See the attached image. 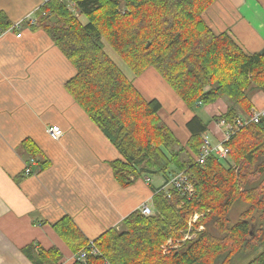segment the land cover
<instances>
[{
    "label": "trees",
    "instance_id": "16d2710c",
    "mask_svg": "<svg viewBox=\"0 0 264 264\" xmlns=\"http://www.w3.org/2000/svg\"><path fill=\"white\" fill-rule=\"evenodd\" d=\"M215 2L48 0L36 12L31 28L47 34L76 70L65 83L68 93L121 155L112 162L115 179L129 187L139 178L162 176L166 184L185 172L194 186L191 197L172 189L171 199L160 186L153 216L137 210L120 229L91 243L70 218L59 221L54 229L72 252H87L85 263L74 264H233L239 256L246 264H264V118L225 143L227 160L211 155L200 165L208 126L195 115L183 144L162 118L161 102L144 97L105 49L104 41L135 77L156 70L190 111L225 99L227 112L217 121L234 126L252 113L253 95L264 94V54L248 53L228 32H214L204 14ZM14 25L0 12V34ZM24 147L32 157L41 154L33 140ZM237 205L244 209L233 222ZM187 233L196 237L164 255L162 247ZM24 253L33 264L63 259L57 248L31 245Z\"/></svg>",
    "mask_w": 264,
    "mask_h": 264
},
{
    "label": "crops",
    "instance_id": "0c3cea01",
    "mask_svg": "<svg viewBox=\"0 0 264 264\" xmlns=\"http://www.w3.org/2000/svg\"><path fill=\"white\" fill-rule=\"evenodd\" d=\"M47 1L0 0V12L18 23ZM224 1L225 6L214 3L204 14L206 23L216 33L228 32L248 53L262 51L264 0ZM24 29L21 38L16 30L0 34V264H33L24 253L31 245L57 248L63 255L60 264H74L76 254L57 234L55 224L70 218L91 243L112 228L120 229L165 179L153 176L148 184L143 177L129 187L115 179L112 162L121 158L120 153L65 87L75 68L42 30ZM143 75L127 78L144 97L161 102L162 118L183 144L195 115L208 126L204 137L213 144L223 139L216 121L227 112L225 99L198 106L204 108L205 119L164 85L166 104L177 108L164 117L165 105ZM252 100L255 108H264V94L256 93ZM53 126L63 131L59 140L48 133ZM26 139L40 148L38 157L27 152ZM32 158L33 174L27 177L24 172Z\"/></svg>",
    "mask_w": 264,
    "mask_h": 264
},
{
    "label": "built area",
    "instance_id": "2783aa9c",
    "mask_svg": "<svg viewBox=\"0 0 264 264\" xmlns=\"http://www.w3.org/2000/svg\"><path fill=\"white\" fill-rule=\"evenodd\" d=\"M37 17L36 13H33L26 17L24 20L15 23V25L10 28L8 31L13 32L14 30L18 31V38L22 37V32L24 28H31L37 25ZM264 118V108H254L252 110V113L249 116L240 117L235 121L234 126L226 125L224 121L219 122L220 126L222 127V133H223V139L217 143L213 144L210 140L209 136L204 137V145L202 147V150L199 154V157L197 159V162L200 165H204L206 163V160L209 156L215 155L220 160H227L229 158L230 149L225 145L226 142L230 140L232 136H234L239 129L246 127L250 124H256L259 123L260 120ZM49 135L55 139L59 140L63 136V131L59 127H50L48 128ZM31 165L35 164V160H31ZM32 174V169L30 166L26 168L25 175L30 176ZM148 184H151L152 179L146 178L145 179ZM172 189H177L179 192H182L184 195H188V197H191L194 194V186L191 183V180L189 179V176L185 174L184 172L178 173L171 177V179L165 184V182L161 185V191L164 192V197L166 199H171L172 197ZM153 197L148 201L142 204V206L139 208L138 211L141 212L144 216H153L155 214L154 207H153ZM194 222L199 219V215L194 216ZM197 222V221H196ZM195 222V223H196ZM190 229L193 228V226L189 225ZM203 230V227L200 228ZM187 235H191L188 233ZM93 244V243H92ZM162 249L165 250L164 247ZM92 253L96 254L97 251L93 248ZM167 254V252L165 253ZM87 259V252L83 251L80 252L78 255H76L75 261L85 263Z\"/></svg>",
    "mask_w": 264,
    "mask_h": 264
},
{
    "label": "rangeland",
    "instance_id": "374dc122",
    "mask_svg": "<svg viewBox=\"0 0 264 264\" xmlns=\"http://www.w3.org/2000/svg\"><path fill=\"white\" fill-rule=\"evenodd\" d=\"M217 2H223V3H220V4H222L223 6H225V4H226V2L224 1V0H216V2L215 3H217ZM227 7H228V5H226ZM212 8V7H211ZM225 8V7H224ZM72 12H74L75 13V15H78V12L73 8V7H71V9H70ZM233 23V22H232ZM233 28H232V26H231V28L229 29L230 31L232 30ZM26 29H24L23 30V32L25 31ZM104 43H105V49H106V52L110 55V57L115 61V63L118 65V67H120L121 69H122V71L126 74V76L129 78V76H133V77H135L134 76V74L132 73V71H131V69L128 67V65L123 61V59L108 45V43L106 42V41H104ZM261 52V51H260ZM144 77L143 78H145V80L146 81H148L149 82V84H152V93H155L156 95H157V97H159L162 101H163V103H164V105H165V112L163 113V115H164V117H166V116H169V117H171L172 116V110L173 109H175L176 108V105L174 104V103H170V104H166V102H167V100H168V96L166 95V93H165V90H164V85H167L168 86V84L164 81V79L157 73V71H155V70H153V69H150L149 71H147L146 72V74H144L143 75ZM151 76V77H150ZM148 78H152V81L151 80H149ZM162 82V83H161ZM161 83V84H160ZM157 84H160V87H157ZM182 103V102H181ZM177 109V108H176ZM203 109L204 108H197V113L198 114H202V117H204L205 119H207L206 118V116H204L203 115ZM195 111V112H196ZM178 113L180 114V115H182V113L180 112V111H178ZM216 123H217V125L218 126H220V124H219V122L218 121H216ZM152 180H155L154 179V177L153 178H151ZM164 183V182H163ZM162 183V184H163ZM243 206H240V205H237L235 208H234V210L232 211V214H231V216H232V221L233 222H236L238 219H239V217H240V215L242 214V212H243ZM194 218L195 217H193L191 220H190V223H189V225H191V226H194L195 225V222L197 221H195L194 222ZM202 228V227H201ZM193 229V228H192ZM191 229V230H192ZM204 229V228H203ZM202 230L201 229H199L197 232H201ZM188 234V233H187ZM185 235L184 236V238L181 240V241H177V242H173V241H169L168 243H167V245H165L164 246V248H165V250L164 249H162V251H163V253H164V255H165V253L167 252V253H169L172 249H176V248H178L181 244H184L186 241H188V240H192V239H194L195 237H196V234H191V235ZM65 242V241H64ZM248 262V260L247 259H245L244 257H242V256H239V257H237V258H235V260H234V262H233V264H246Z\"/></svg>",
    "mask_w": 264,
    "mask_h": 264
},
{
    "label": "water",
    "instance_id": "95a60500",
    "mask_svg": "<svg viewBox=\"0 0 264 264\" xmlns=\"http://www.w3.org/2000/svg\"><path fill=\"white\" fill-rule=\"evenodd\" d=\"M260 54H264V49L260 52Z\"/></svg>",
    "mask_w": 264,
    "mask_h": 264
},
{
    "label": "bare ground",
    "instance_id": "6f19581e",
    "mask_svg": "<svg viewBox=\"0 0 264 264\" xmlns=\"http://www.w3.org/2000/svg\"><path fill=\"white\" fill-rule=\"evenodd\" d=\"M185 173V172H184Z\"/></svg>",
    "mask_w": 264,
    "mask_h": 264
}]
</instances>
